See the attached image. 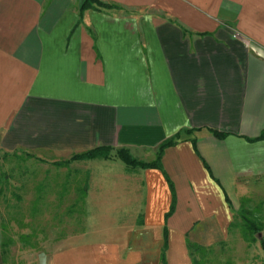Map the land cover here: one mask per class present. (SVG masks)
<instances>
[{
    "label": "crops",
    "instance_id": "0c3cea01",
    "mask_svg": "<svg viewBox=\"0 0 264 264\" xmlns=\"http://www.w3.org/2000/svg\"><path fill=\"white\" fill-rule=\"evenodd\" d=\"M96 1L111 9L0 0V150L108 148L78 161L86 212L102 178L132 204L114 223L122 239L88 241L86 224L37 264H160L163 229L164 264H191L186 242L226 241L238 201L264 184V139L249 141L264 132V0ZM177 133L160 170L118 165L115 151L150 162ZM259 241L264 226L256 260L229 264H264Z\"/></svg>",
    "mask_w": 264,
    "mask_h": 264
},
{
    "label": "rangeland",
    "instance_id": "374dc122",
    "mask_svg": "<svg viewBox=\"0 0 264 264\" xmlns=\"http://www.w3.org/2000/svg\"><path fill=\"white\" fill-rule=\"evenodd\" d=\"M3 152L0 150V236L7 245L4 264L44 261L61 240L86 232V224L88 233L84 239L88 241L122 239L123 232L116 231L114 223L127 218L132 204L128 193L115 183L118 180L102 178L96 184L99 191L91 192V209L87 213L85 202L80 201L84 183L87 188L89 184L86 165L76 161L66 168H57L52 163L64 160L21 151H16V157L3 158ZM25 153L32 158H26ZM118 165L127 168L119 161ZM256 189L259 190L238 201L228 239L205 247L209 250L202 258L199 253L194 254L200 264L256 260L258 251L242 237L243 224L238 215L243 208L264 226V184Z\"/></svg>",
    "mask_w": 264,
    "mask_h": 264
},
{
    "label": "trees",
    "instance_id": "16d2710c",
    "mask_svg": "<svg viewBox=\"0 0 264 264\" xmlns=\"http://www.w3.org/2000/svg\"><path fill=\"white\" fill-rule=\"evenodd\" d=\"M81 2L80 8H79V14L85 10V9H96V8H102V9H111V6L104 5L96 0H79ZM187 134V132H184ZM214 136L220 137V134H217L213 132ZM179 133L175 134L171 139L165 140L162 142L156 149L154 159L150 162H142L138 161L134 158H132L126 150H117L114 152V156L120 160L126 167L133 169H158L160 170V158L162 156L163 150L173 146L175 142L179 138ZM264 139V132H262L258 137L254 139H250L249 141H258ZM16 151H13L11 154H7L6 152L2 153L3 158L7 157H16ZM26 158H32L29 154L25 153ZM111 157L110 155V149L108 148H95L92 150H88L79 154H73L71 155L67 160H64L63 162H54L52 163L57 168H66L68 165L72 162L76 161H88L93 159H109ZM40 161V160H39ZM41 162V161H40ZM170 195H171V201L170 206L167 211V213L164 215V220L172 213L173 207H174V194L173 189L169 181L166 179ZM87 185L84 183L82 191H81V198L80 201H84L85 193H86ZM239 219L241 220L243 224V231L241 232L242 237L247 243L253 244L256 241V237L263 231V226L259 225L257 218L253 217V215L246 211L243 208H240L238 210ZM162 247H161V253H160V264H164L163 260V251L166 247V232L165 229H163L162 233ZM260 248L264 251V245L261 241H259ZM7 247L5 242L0 243V254L3 256L5 254L4 249ZM186 247L188 250L189 257L191 259V264H200L197 259L194 258L195 253L200 254V258H202L206 252V249L204 247L198 246L194 243L186 242Z\"/></svg>",
    "mask_w": 264,
    "mask_h": 264
}]
</instances>
